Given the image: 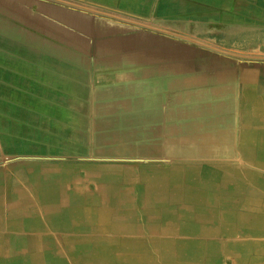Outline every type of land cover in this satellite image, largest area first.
I'll list each match as a JSON object with an SVG mask.
<instances>
[{
	"label": "crops",
	"instance_id": "obj_1",
	"mask_svg": "<svg viewBox=\"0 0 264 264\" xmlns=\"http://www.w3.org/2000/svg\"><path fill=\"white\" fill-rule=\"evenodd\" d=\"M173 255L264 264V0H0V264Z\"/></svg>",
	"mask_w": 264,
	"mask_h": 264
},
{
	"label": "bare ground",
	"instance_id": "obj_2",
	"mask_svg": "<svg viewBox=\"0 0 264 264\" xmlns=\"http://www.w3.org/2000/svg\"><path fill=\"white\" fill-rule=\"evenodd\" d=\"M55 211V210H54ZM58 212V211H57ZM56 212V213H57ZM90 226V225H89ZM107 226V225H106ZM84 227V226H83ZM93 227V226H92ZM81 227H72V226H54L53 229L49 230V231H46L45 233H54V234H61V235H68V234H75V233H78V234H84L86 233L87 231V228H86V231H76L78 229H80ZM89 228V227H88ZM112 228V227H110ZM117 228H122V227H114L112 228V230H102L100 231L101 234L105 235V234H121L122 231H120L119 229ZM165 232V231H163ZM44 233V232H42ZM92 235V234H91ZM181 235V234H180ZM99 236V235H97ZM61 237V236H60ZM63 237V236H62ZM95 237V236H93ZM73 238V237H72ZM75 238V237H74ZM79 238V236H78ZM109 238V237H108ZM71 241V240H70ZM123 242V241H122ZM126 242V241H125ZM174 242V241H173ZM92 243V242H91ZM103 243V242H102ZM121 243V242H120ZM164 243V242H163ZM51 244V243H50ZM119 244V243H118ZM148 244V243H147ZM170 244V243H169ZM140 245V246H139ZM162 245V244H161ZM117 246V245H116ZM120 246V245H119ZM166 247V246H165ZM104 248V247H103ZM124 250H131V251H134V250H139L141 249V244H133V245H130V243H123V247H122ZM105 249V248H104ZM103 249V250H104ZM120 249V248H119ZM153 249V248H152ZM201 249V248H200ZM88 250V249H87ZM172 250H177V251H181V247L178 246V243L174 242L172 243ZM58 251V250H57ZM96 251V250H95ZM120 252V251H119ZM154 252V251H153ZM82 253V252H81ZM95 253V252H94ZM172 253V252H170ZM157 257V256H156ZM89 258V257H88ZM83 259V258H82ZM87 259V258H86ZM81 260V258H80ZM102 260V259H101ZM181 257H179V255H175L174 257H172V261H173V264H178L180 261H181ZM39 261V260H38ZM41 261V260H40ZM73 261V260H72ZM43 263V262H42ZM78 263V262H77ZM87 263V262H86ZM186 263V262H185ZM75 264V263H74ZM92 264V263H91ZM131 264V263H130Z\"/></svg>",
	"mask_w": 264,
	"mask_h": 264
},
{
	"label": "water",
	"instance_id": "obj_3",
	"mask_svg": "<svg viewBox=\"0 0 264 264\" xmlns=\"http://www.w3.org/2000/svg\"><path fill=\"white\" fill-rule=\"evenodd\" d=\"M63 3L68 4V5H72V6H75V7L83 8V9H85V10H88V11H91V12H94V13H97V14H100V15H105V16H109V17L117 18V19H120V20H123V21L129 22V23H132V24H135V25L141 26V27H145V28H149V29L155 30V31L165 32V31H163V30H160V29H157V28L151 27V26H149V25H146L145 23H139V22H137V21H133V20H130V19H123V18H120V17L118 18V17L110 16V15L105 14V13H102V12H100V11H96V10H92V9H87V8L81 7V6L76 5V4H73V3H67V2H63Z\"/></svg>",
	"mask_w": 264,
	"mask_h": 264
},
{
	"label": "rangeland",
	"instance_id": "obj_4",
	"mask_svg": "<svg viewBox=\"0 0 264 264\" xmlns=\"http://www.w3.org/2000/svg\"><path fill=\"white\" fill-rule=\"evenodd\" d=\"M172 241H174V242H177V243H179V242H181V243H186V240H183L182 238H180V237H174L173 239H172ZM172 241H169V240H167V239H164L163 241H161V242H166V243H171ZM160 248V246H156V249H159ZM155 249V248H154ZM175 255H173L172 257H174Z\"/></svg>",
	"mask_w": 264,
	"mask_h": 264
}]
</instances>
